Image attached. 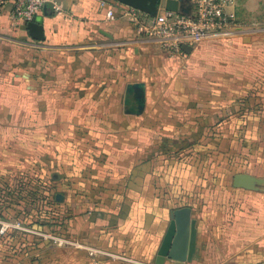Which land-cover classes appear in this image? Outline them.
<instances>
[{"label": "rangeland", "instance_id": "rangeland-1", "mask_svg": "<svg viewBox=\"0 0 264 264\" xmlns=\"http://www.w3.org/2000/svg\"><path fill=\"white\" fill-rule=\"evenodd\" d=\"M12 38L0 33V264H14L15 250L22 244L33 247L28 253L38 259L37 233L44 234L46 253L53 257L57 239L65 241L66 248L88 243L96 248L97 239L113 225L108 216L153 215L159 208L166 214L184 207L200 210L210 200L217 202V195L229 203L234 175L264 170V77L255 92H240L243 73L227 42L204 48L199 61L206 80L192 83L179 63L178 71L161 82V87L178 92L159 97L157 122L163 125L139 128L131 121L134 118L123 115L125 78H118L95 96L105 108L98 113L107 119L106 126L59 130L45 127L44 112L36 114L28 107L34 96L26 93V72L40 70L44 60L59 58L31 52L40 61L33 68L27 48ZM227 38L231 37L223 39ZM99 60H70L64 65L70 72L89 75L104 67ZM261 66L264 76V63ZM119 69L121 64L115 61L108 73L116 77ZM97 81L101 86L107 80ZM58 94H51L53 102L63 99ZM36 97L39 102L48 100L42 90ZM80 99L89 100V95ZM88 116L83 113L80 122H89ZM138 134L145 138L144 147L138 145ZM123 138L125 192L115 182L120 176L112 174L111 151V146L121 147ZM255 155L263 159L256 161ZM83 169L88 175L77 176ZM142 194L146 197L141 201ZM79 216L88 219L81 221ZM150 220L147 228L153 224ZM81 251L90 257L85 248ZM155 258L151 253L150 264Z\"/></svg>", "mask_w": 264, "mask_h": 264}, {"label": "crops", "instance_id": "crops-1", "mask_svg": "<svg viewBox=\"0 0 264 264\" xmlns=\"http://www.w3.org/2000/svg\"><path fill=\"white\" fill-rule=\"evenodd\" d=\"M51 1L59 5L60 14L55 11L53 3L48 2L33 19L43 26L44 41L32 40L25 27L27 23L24 25L11 19L10 5L0 8V33L12 35L14 38L11 42L27 48L26 56L31 58V67L35 68L36 63L40 62L30 54L34 51L59 58L57 62L44 60L40 70L26 72L29 81L26 93L34 96L28 107L36 114L44 112L45 118L41 121L45 127H57L60 130L66 126H106L103 123L107 119L98 113L105 108L103 103H98L95 96L100 89L107 90L114 83L113 80L118 78H125L123 92L127 84L143 83L147 97L142 115H126L124 106L123 115L134 118L131 121H135L139 128L141 125L161 126L163 124L157 122L160 95L165 92L178 94L174 88L161 87V82L178 71L179 63V67L185 68L187 79H192V83L206 80L204 66L200 61L204 48L216 43L227 42L229 47H234L235 63L239 62L240 71L243 73L238 84L241 87L240 92L251 94L257 89L259 80L264 77L261 73V64L264 63V0H229L227 12L234 19L231 31L194 42L190 54L183 52L179 55L172 54L158 42L138 34L135 25L124 15L126 6L115 0ZM160 1L158 12L163 10L165 4V0ZM109 12L113 13V19L108 17ZM226 36L232 39H223ZM99 57L104 67L100 65L99 71H90L89 75L70 72L64 65L70 60L87 62V59L92 61ZM115 61L121 64V70L119 69L116 77L114 73H108L109 65ZM99 78L107 81L98 86ZM41 90L43 95L47 94V101H37L36 96ZM52 93H59L58 95L64 97L53 102ZM82 95H89V100H81ZM83 113L89 115L86 118L89 122H80ZM109 121L112 123V119ZM122 121L125 122V119L122 118ZM45 131L49 135L48 129ZM141 137L138 134V145L144 147L145 138ZM123 139L121 147L111 146V151L114 158L112 174L114 177L120 176L115 177V182L125 192ZM45 142H49V139L45 138ZM260 159L263 158L255 155L256 161ZM86 171L88 170L78 171L77 176L86 177ZM249 175L264 179V170L262 173L249 172ZM229 196V203L227 198L217 195V202L210 200L200 210L187 207L190 209L191 219L195 220L197 230L195 254L191 262L175 263L166 260L164 264H264V192L234 188ZM145 197L142 194L139 199ZM159 204L162 206L161 202ZM172 210L167 211L166 228ZM154 217L153 225L147 228L143 215L108 216V221L113 225L104 231L106 236L98 238L94 245V249L103 254L91 258L81 251V247L66 248L60 243V239H57L59 243L53 241L56 253L51 257L46 253L44 234L37 233L40 237L37 244L40 254L36 257L39 258H33L28 253L33 247L22 244L21 248L15 250L14 264H150L149 256L152 253L156 257L166 231L165 228L162 233V220ZM76 218L81 221L88 219L86 216ZM91 246L88 243V247L93 248Z\"/></svg>", "mask_w": 264, "mask_h": 264}, {"label": "built area", "instance_id": "built-area-1", "mask_svg": "<svg viewBox=\"0 0 264 264\" xmlns=\"http://www.w3.org/2000/svg\"><path fill=\"white\" fill-rule=\"evenodd\" d=\"M52 2L57 14H60L59 5L51 0H0V8L11 6V19L26 24L33 21L43 6ZM191 4L189 14L165 11L150 16L136 9L126 7L125 17L136 27L138 34L159 43L172 54H182V45L192 46L194 42L218 37L231 31L234 26L233 16L227 12L229 0H188ZM108 17L113 19V13ZM65 241H60L63 244ZM85 248L90 257L103 254L101 251Z\"/></svg>", "mask_w": 264, "mask_h": 264}, {"label": "water", "instance_id": "water-1", "mask_svg": "<svg viewBox=\"0 0 264 264\" xmlns=\"http://www.w3.org/2000/svg\"><path fill=\"white\" fill-rule=\"evenodd\" d=\"M120 4L156 16L161 5L160 0H115ZM165 11L189 14L191 4L188 0H165ZM28 36L34 41H44L43 26L35 21L26 24ZM182 51L190 54L192 47L185 44ZM147 97L145 85L141 82L126 85L123 99L124 113L126 115L139 116L145 111ZM231 186L252 192H264V179L256 178L249 174H237L232 177ZM60 201L61 196L57 195ZM169 223L162 237L157 251L155 264H164L166 260L173 262H191L196 250L197 230L195 220L191 219L190 209L187 207L170 211Z\"/></svg>", "mask_w": 264, "mask_h": 264}, {"label": "trees", "instance_id": "trees-1", "mask_svg": "<svg viewBox=\"0 0 264 264\" xmlns=\"http://www.w3.org/2000/svg\"><path fill=\"white\" fill-rule=\"evenodd\" d=\"M145 198H140L139 200H144ZM146 203V201H144L143 202V204H145ZM147 211V210H146ZM154 211V212H153ZM153 215L151 214V213H149V214H145V213H140L139 212V214H136V215H143L146 219V223L148 222V221H150V219H152L153 220V218H155L154 216H156L157 218H160V220H162V233H163V230H165V228H166V221H167V218L165 217V215H166V213H165V210H163V209H161V208H159L158 209V211L156 212V210H154L153 209ZM132 216V215H131ZM152 223H154V220L152 221ZM153 225V224H152Z\"/></svg>", "mask_w": 264, "mask_h": 264}]
</instances>
